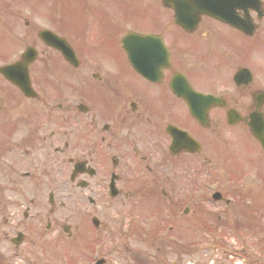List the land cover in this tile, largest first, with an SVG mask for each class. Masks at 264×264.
<instances>
[{
    "label": "flooded vegetation",
    "instance_id": "obj_1",
    "mask_svg": "<svg viewBox=\"0 0 264 264\" xmlns=\"http://www.w3.org/2000/svg\"><path fill=\"white\" fill-rule=\"evenodd\" d=\"M208 1L212 11L233 14L239 24L244 22L238 18L246 22L249 13L256 31L249 35L205 14L195 26L179 25L171 0H147V14L157 23L146 32L162 43L154 45L156 68L170 60L156 79L135 70L120 30L117 55L110 57L120 62L99 59L96 53L107 49L112 35L101 33L94 21L85 26L87 32H59L77 54L68 60L37 30L26 91L0 75V264H89L95 245L109 253L122 241L124 249H118L113 264H134L129 240L136 232L125 222L140 215L147 188H160L165 200L172 198L167 188H194L198 172L214 171L213 157L205 152L211 135L225 130V124L246 126L229 125L227 113L246 116L258 100L264 112V86L255 63L260 57L246 60L247 39L264 40V0L261 15L260 9H249V0ZM188 7L186 14L195 15L203 4L193 0ZM23 52L21 44L4 42L0 65L20 60ZM246 68L251 81L236 83L235 73ZM198 72L206 74L205 86L193 81ZM179 73L195 91L225 101L210 108L207 126L192 117L173 86ZM216 74L227 84L215 80ZM17 78L25 79L23 74ZM178 129L188 135L180 138ZM189 136L200 142L201 151H193ZM199 164L202 169L196 170Z\"/></svg>",
    "mask_w": 264,
    "mask_h": 264
},
{
    "label": "rangeland",
    "instance_id": "obj_2",
    "mask_svg": "<svg viewBox=\"0 0 264 264\" xmlns=\"http://www.w3.org/2000/svg\"><path fill=\"white\" fill-rule=\"evenodd\" d=\"M93 3L95 4L94 1ZM78 4H73L72 9L77 11L85 9L88 6L85 3L82 4V2ZM116 5L118 7L114 8L115 14L120 20L116 24L104 27V30H107L106 33L112 36L109 38L110 41L107 44V49H102L103 51L96 53L101 60L109 61L111 59L110 57L117 55L116 34L123 26L128 29L147 31L148 26L153 27L157 23L153 22L151 20L152 17L147 14L145 0H116ZM116 5L108 3L105 8H113ZM36 9L41 13L56 10L55 12L63 13V15L66 14V18H71V15H77V13L71 10V14L67 11L65 13L62 5H55L50 0H39ZM112 10L109 12L112 13ZM80 16L87 19L88 13L82 11ZM40 20L43 21V19ZM83 24L86 23L82 20L76 22L70 21L63 26V29L67 33H71L74 30L81 31L82 29L79 26ZM2 40L3 37L0 36V45L3 44ZM27 40H30V38L24 30L23 41ZM255 48L256 50L249 49V55L246 58L247 61L252 60L256 55L262 54L261 45L256 43ZM88 50L93 52L90 49ZM118 58H121V56ZM262 59L261 57V59L259 58L255 61L257 68L261 72L264 71V61ZM110 61L115 63L120 62L118 59ZM124 72L127 71L121 69V73L124 74ZM206 78V74L198 72L192 79L199 86H205L203 81ZM214 79L227 84L225 76L220 74H216ZM259 85L264 86V82L259 83ZM230 134L231 131H228L227 136ZM232 139L235 140L230 141L231 145L229 146L223 147L222 144L218 145L222 157L227 158L228 160L226 162L230 161L231 163L229 172L226 173L222 169L221 172H214L215 177L209 179L211 180L210 182H216V179L222 181L221 183L224 188L220 190L225 198L231 200L229 208H226L224 202H215L203 197L199 201L193 214L189 218L182 220L176 219L168 206H173L178 200H181L189 188H176L172 192L173 199L170 202L165 201L166 203H164L162 201L167 206L168 211H163L161 214L159 213L154 197L153 200H149V196H147V241L141 240L140 237L139 240L135 236L131 242V248L136 254L143 255L147 248V264H249V261L255 264H264V153L244 132L240 133L238 137L234 134ZM222 161L220 160L216 164V167L214 166V169L219 167ZM207 175V173H200L198 176L199 180L195 182L194 187L202 186L204 178ZM148 190L153 191V188H147V192ZM150 201L155 203V206L149 207ZM162 203V209H164L165 206ZM141 205L145 204L141 203ZM199 211H203V214L197 215ZM207 211H210L211 214L214 213L222 216V226H220L219 233L225 231V240L218 241L215 239V241H212L210 239L211 236L208 239L201 240H199L200 236H198L199 239H196L197 237L195 238V235L202 232L193 230L190 224L195 222L197 216L207 219V216L210 215ZM141 215L145 217L146 212H143ZM226 223H228V228L223 226L224 224L226 226ZM237 223H244L249 227H259L254 232H249L248 229L245 230L243 228V225L241 228H238ZM170 226H174V229L169 231ZM244 248L246 251L242 257L238 254L235 255L237 257L227 256L230 253L229 250L238 249L240 251ZM76 252L77 249L74 248V254ZM117 258V253H115L112 259L114 261Z\"/></svg>",
    "mask_w": 264,
    "mask_h": 264
},
{
    "label": "water",
    "instance_id": "obj_3",
    "mask_svg": "<svg viewBox=\"0 0 264 264\" xmlns=\"http://www.w3.org/2000/svg\"><path fill=\"white\" fill-rule=\"evenodd\" d=\"M250 125L254 135L264 147V122L262 116L259 114H254V116H252Z\"/></svg>",
    "mask_w": 264,
    "mask_h": 264
}]
</instances>
